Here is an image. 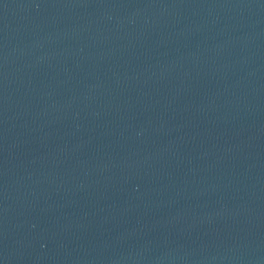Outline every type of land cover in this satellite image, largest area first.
Returning <instances> with one entry per match:
<instances>
[{
  "label": "water",
  "instance_id": "1",
  "mask_svg": "<svg viewBox=\"0 0 264 264\" xmlns=\"http://www.w3.org/2000/svg\"><path fill=\"white\" fill-rule=\"evenodd\" d=\"M0 264H264V0H0Z\"/></svg>",
  "mask_w": 264,
  "mask_h": 264
}]
</instances>
